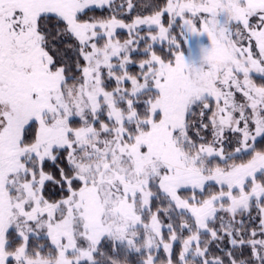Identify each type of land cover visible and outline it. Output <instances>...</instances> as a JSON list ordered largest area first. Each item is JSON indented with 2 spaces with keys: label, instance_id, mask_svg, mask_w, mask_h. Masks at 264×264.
<instances>
[{
  "label": "snow or ice",
  "instance_id": "6c2138e0",
  "mask_svg": "<svg viewBox=\"0 0 264 264\" xmlns=\"http://www.w3.org/2000/svg\"><path fill=\"white\" fill-rule=\"evenodd\" d=\"M113 5L0 0V264H264V0H164L131 22ZM186 33L225 51L218 73L186 62Z\"/></svg>",
  "mask_w": 264,
  "mask_h": 264
},
{
  "label": "trees",
  "instance_id": "16d2710c",
  "mask_svg": "<svg viewBox=\"0 0 264 264\" xmlns=\"http://www.w3.org/2000/svg\"><path fill=\"white\" fill-rule=\"evenodd\" d=\"M118 0H114V5H113V9L115 10V7L116 5H119L117 4ZM164 0H140V5L135 9V10H132L130 13H128L126 15V22H131V20L134 18V16L136 15H146V14H151V12L154 10V5L156 4H163ZM114 14L113 13V10H110L108 8H105L103 10L101 9H96V10H93V11H89L87 13V16H92V17H96V18H107L109 17L110 15ZM115 14H117L118 18L119 17H124L125 15L123 16H120L117 11L115 10ZM87 18V17H85ZM165 24H167V20H168V17L167 15L164 16L163 18ZM52 23L54 24L55 23V20L52 21ZM179 23L180 21H177V26L173 28L172 32L174 35H177L178 38H179ZM146 31V30H145ZM144 34V32H143ZM142 34V35H143ZM117 37L123 41V40H126L128 39V33L125 29H119L117 30ZM143 43H141L140 45V53L143 52ZM186 41H185V36L184 37H181L180 38V50L181 51H186ZM154 51H156V53L158 55H160L162 58L164 59H169L171 58L170 57V49H169V46L167 43H164V44H159L157 43L156 45H154ZM140 53H134L133 54V60L134 61H139L140 59H143V58H146L144 57L143 55H141ZM69 56L72 55V53H68ZM129 71L132 72V73H137L139 71V68L137 65H130L129 66ZM115 84L114 82L112 84L109 85V87H114ZM79 121L76 120L74 121V124H78ZM65 166L64 164H62L60 161H57L56 165H53V163L51 161L47 162L45 164V170L46 171H51L53 172L55 175H56V178L59 179V173L57 171V168L58 167H63ZM185 195H188L189 193H184ZM44 195L47 199L49 200H59L61 197H63L64 195H66V191H62L60 186L58 185H55L51 182H48L46 184V187H45V191H44ZM159 202L158 201H153V209H155L157 206H158ZM221 215H224L223 213ZM251 217H252V226L255 227L256 225H258L259 223V210L255 207H253V209L251 210ZM164 218V217H163ZM243 218L245 219V222L248 223L249 220H248V216L247 214H244ZM166 222V221H165ZM210 226H215V227H218V222L216 225H210ZM166 233V231H165ZM166 236V235H165ZM41 243H43V241H41ZM226 243V240L224 243H220L219 244V247H224V244ZM174 247L177 249V251L179 250V243L175 244ZM210 249H211V252L215 255H220V252L218 251V244L217 242H213L210 246ZM160 258L163 259L164 258V254L163 252L161 251L160 253ZM140 257L139 256H134L130 259H128V261L131 263V264H137V262L139 261Z\"/></svg>",
  "mask_w": 264,
  "mask_h": 264
},
{
  "label": "rangeland",
  "instance_id": "374dc122",
  "mask_svg": "<svg viewBox=\"0 0 264 264\" xmlns=\"http://www.w3.org/2000/svg\"><path fill=\"white\" fill-rule=\"evenodd\" d=\"M117 4L121 5L124 4V8L121 9L119 8V5H116L115 10L120 16L125 15L124 17H119L121 19L126 20V15L130 12L127 11V5H126V0H118ZM134 4V9L135 10L139 5H140V0H133ZM150 15V14H146ZM135 17V16H134ZM119 30V29H118ZM127 31V30H126ZM143 34V32L141 33ZM185 41H186V51H182L185 60L187 63H191L193 61H196L197 58H201L203 54V50L206 48H209L211 46V41L210 38L206 33H186L185 34ZM155 210V209H153ZM164 219L163 217H161ZM165 235L167 236L168 233L166 232ZM184 235H187V232L184 233ZM180 246V245H179ZM101 248L103 250L109 251L110 253V248L108 247V241L104 240L101 242ZM136 255H132L128 257V259L134 257ZM123 259V257H121ZM128 264H131L128 261Z\"/></svg>",
  "mask_w": 264,
  "mask_h": 264
},
{
  "label": "clouds",
  "instance_id": "9594fccd",
  "mask_svg": "<svg viewBox=\"0 0 264 264\" xmlns=\"http://www.w3.org/2000/svg\"><path fill=\"white\" fill-rule=\"evenodd\" d=\"M227 55L223 49L216 51L214 53H204L202 54L201 61L209 65L214 72H219L224 65L227 63ZM193 75H196V68L192 69Z\"/></svg>",
  "mask_w": 264,
  "mask_h": 264
},
{
  "label": "flooded vegetation",
  "instance_id": "af4514ba",
  "mask_svg": "<svg viewBox=\"0 0 264 264\" xmlns=\"http://www.w3.org/2000/svg\"><path fill=\"white\" fill-rule=\"evenodd\" d=\"M253 23H255V20H253ZM253 50H254V52H256V54L258 55V51H256V49H255V47H254V42H253ZM201 58H202V57H201ZM201 58H197L196 61H193V62H191V63H189V64H193V65L199 66L200 63H201ZM255 79L257 80V83L264 82V81H261L259 77H255ZM237 99H238V100L241 99L240 94H237ZM203 135H204L209 141H210L211 138H212V137H211V133H210V131H209V132H205V133H203ZM227 135L231 136V133H228ZM257 147H264V142H262V141H258V143H257ZM228 150L230 151L231 149L229 148ZM244 158H247V157H244ZM217 162H218V161H216V160H213V161H212L213 164H214V163H217Z\"/></svg>",
  "mask_w": 264,
  "mask_h": 264
}]
</instances>
